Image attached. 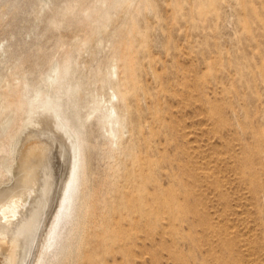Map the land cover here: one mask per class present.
Listing matches in <instances>:
<instances>
[{
    "label": "rangeland",
    "instance_id": "1",
    "mask_svg": "<svg viewBox=\"0 0 264 264\" xmlns=\"http://www.w3.org/2000/svg\"><path fill=\"white\" fill-rule=\"evenodd\" d=\"M37 93L85 150L43 264H264V0H0V148L31 115L54 210L68 156Z\"/></svg>",
    "mask_w": 264,
    "mask_h": 264
},
{
    "label": "water",
    "instance_id": "2",
    "mask_svg": "<svg viewBox=\"0 0 264 264\" xmlns=\"http://www.w3.org/2000/svg\"><path fill=\"white\" fill-rule=\"evenodd\" d=\"M56 194L30 115L0 148V264H38Z\"/></svg>",
    "mask_w": 264,
    "mask_h": 264
},
{
    "label": "bare ground",
    "instance_id": "3",
    "mask_svg": "<svg viewBox=\"0 0 264 264\" xmlns=\"http://www.w3.org/2000/svg\"><path fill=\"white\" fill-rule=\"evenodd\" d=\"M123 51L125 53H129V48H127V49H125ZM57 68H58L57 63L56 64L54 63L51 66L50 71L48 73V75H49V77L51 79H54V80L59 79V75L57 74ZM60 76H62V75H60ZM67 85H68L67 86V89H72V93H73V90L76 88L75 84L74 85H72V84L70 85V83H69ZM75 91L76 90H74V92ZM73 95H75V94H73ZM35 110L44 111L47 114H49V116L53 117V119H54V123H53L54 124V128L56 129V131L58 132V134L61 136V139L63 141V145L65 146V150H66V153H67V156H68V158L66 157L67 159L65 160V163H64V165H65V168H64L65 175H64V178H63L64 180L62 181V185L59 186V187H61L60 188V191H59L60 192V196L58 198V201H57V204H56V208L54 210H52V213H51L52 216L50 217L51 220L49 221V224H48V227H47L46 235H45V238H44L42 250H41L40 257H39V261H38V264H43L45 262V257H47V255L50 252H52L53 249L61 248V244H62L61 243L62 242L61 239H62V237L64 239V238H66V236L68 237V235L70 233H72L71 231H72L73 226H74V220L77 217V215H80V214H78L79 213V207H75V204H76V201L77 200H78L77 202H79L78 203L79 205H80V202H81L80 195H81V192H82V186L84 184L83 183V180H84L83 179V173H84V165H85V161H84V157H83V151H85V150H83L82 147H80V146L78 147L76 138L73 136V133L71 131H69L68 129H66L64 123L60 120L59 115H58L57 110H56L55 101H54L53 95L51 93H46V94L37 93V95L35 96V98H33V100H32V102L30 104V107H29V110L28 111L32 112V111H35ZM114 113H115V110L114 109L110 110V116H113V115L116 114V113L115 114ZM115 124H118V122L117 121H114V125ZM115 134H116V132H115ZM46 150L47 149H45V151ZM57 150L60 151V152H62V145L60 144V142H59V145H58ZM142 175L143 174H141V176ZM126 180H128V179H126ZM133 193H136V192L133 191ZM109 206H112V205H109ZM119 206H120V203H119ZM114 210H115V208H114ZM114 210H112V212ZM115 211H118V210H115ZM84 212L90 214L91 211L88 208ZM110 216H111V214H110ZM122 216H124V215H122ZM111 219H112V217H111ZM67 225L69 227L66 229V226ZM115 226L116 225L113 224V227H115ZM102 232H104L103 231V228H102ZM105 232H108V231L105 230ZM112 233H113V231L110 232V235L111 236H114L115 234L112 235ZM106 236H108V235L106 234ZM97 237L98 236H96V239H94V240L96 241V243L99 246H102L103 247L104 246L103 243H104L105 236L102 239H97ZM65 241H66V239H65ZM105 241H108V240L105 239ZM59 250H61V249H59ZM96 256H97V254L95 252L90 253V254H84L83 259H85L86 262H88V263L91 264L94 259H97Z\"/></svg>",
    "mask_w": 264,
    "mask_h": 264
}]
</instances>
